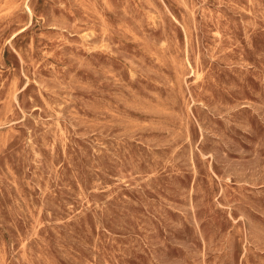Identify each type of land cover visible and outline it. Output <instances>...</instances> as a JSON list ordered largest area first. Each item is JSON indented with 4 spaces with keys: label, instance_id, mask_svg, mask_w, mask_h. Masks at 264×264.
<instances>
[{
    "label": "rangeland",
    "instance_id": "obj_1",
    "mask_svg": "<svg viewBox=\"0 0 264 264\" xmlns=\"http://www.w3.org/2000/svg\"><path fill=\"white\" fill-rule=\"evenodd\" d=\"M0 264H264V0H0Z\"/></svg>",
    "mask_w": 264,
    "mask_h": 264
},
{
    "label": "bare ground",
    "instance_id": "obj_2",
    "mask_svg": "<svg viewBox=\"0 0 264 264\" xmlns=\"http://www.w3.org/2000/svg\"><path fill=\"white\" fill-rule=\"evenodd\" d=\"M14 100V99H13Z\"/></svg>",
    "mask_w": 264,
    "mask_h": 264
}]
</instances>
